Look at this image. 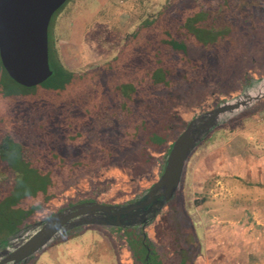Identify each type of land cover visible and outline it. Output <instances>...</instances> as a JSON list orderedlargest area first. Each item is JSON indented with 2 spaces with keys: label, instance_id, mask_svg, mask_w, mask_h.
I'll return each instance as SVG.
<instances>
[{
  "label": "rangeland",
  "instance_id": "obj_1",
  "mask_svg": "<svg viewBox=\"0 0 264 264\" xmlns=\"http://www.w3.org/2000/svg\"><path fill=\"white\" fill-rule=\"evenodd\" d=\"M167 1L66 0L52 15L48 33L64 65L78 73L86 72L84 82L73 83L68 93H45L44 99L38 95L45 90L43 86L23 88L0 76V109L5 110L9 104L18 112L15 116L31 117L46 148L34 166L51 167V186L33 210L20 197L22 187L15 191L13 172L0 168L2 216L7 215V222H12L11 216L17 219L19 212L30 210L16 241L32 232L37 222L71 202H133L158 181L169 148L193 118L219 104L243 99V88L264 91V0H256L253 5L250 0H194L193 4L206 13V28L213 35L216 29L223 33L212 39L208 50L190 47L188 40L193 36L185 29H174L175 41L183 47L171 57L167 46L159 48L147 68L152 72L154 66H160L165 73L159 69L150 76L151 72L141 73L144 65L127 66V61L116 64L113 60L128 38L133 37L144 48H153L155 30L142 25ZM85 11H92V15L83 21L84 36L78 43L69 42L71 22ZM165 20L169 24V19ZM180 58L185 59L181 67ZM109 61L114 65L108 64L102 84L90 71ZM258 79V84L251 83ZM121 85H127V89L121 90ZM251 97L248 105L222 114L207 133L199 136L179 184L164 203L158 207L154 204L155 218L141 232L156 240L162 257L159 264L233 263L243 243L222 231L214 234L215 219L220 222L217 227L227 229L233 226L230 224L245 231L248 226L264 227V187L249 186L237 177L220 178L214 170L217 162L226 161L228 153L252 150L248 147L251 141L245 143L244 132L256 136L252 147H262L258 133L264 132V96ZM6 117L0 113L1 119ZM12 188L14 196L7 198ZM220 198L222 202L217 201ZM4 223L1 218L0 229ZM87 228L65 230L22 264H38L41 252L44 254L39 264L81 259L91 264H139L134 261V252L140 249L134 228ZM85 231L88 233L82 236ZM59 239L63 242L54 244Z\"/></svg>",
  "mask_w": 264,
  "mask_h": 264
},
{
  "label": "trees",
  "instance_id": "obj_2",
  "mask_svg": "<svg viewBox=\"0 0 264 264\" xmlns=\"http://www.w3.org/2000/svg\"><path fill=\"white\" fill-rule=\"evenodd\" d=\"M193 2L194 0H168L158 13L153 15L152 18H149L142 25L145 29L153 31L155 30L154 33L156 37L155 39H153V48H144L143 44L140 43V45H138L134 38L131 37L125 40L124 45L121 47V50L113 61H116V64L118 65L126 61L127 66L133 65L134 63H138V67H140V65H144V72L141 73L150 74L151 70L148 71L147 68H150V61L153 60L152 55H155L156 50L158 51L159 48L162 49L163 46H167V48L170 49L168 51V55L171 57L174 56L173 54H176L175 51L177 49L179 50L183 47V44L175 41V37L173 34L174 29H185L193 36V39L188 40L190 42V47L197 45L203 47L204 50H208L211 47L212 39H215L219 35H223V33L220 30L216 29V32L213 35L212 31L206 28V26L203 24L204 16L206 15V13L202 9H200V5H194ZM255 3H257L256 0H250L249 4L253 5ZM165 19H169V24L168 21ZM150 44L152 46V42H150ZM54 45L55 44L53 42V37L50 36L48 33V60L50 68L52 70V74L44 82L36 86L38 88H41L42 86L45 88V90H40V93L38 94L39 97H43L44 99H46L44 95L53 94V92L64 91L68 93L70 92L69 89L73 83L81 84L85 80L84 76L86 72L78 73L66 67L62 62L61 58L58 56ZM148 49L154 50L148 51ZM180 60L181 61L178 62L180 63L179 67L183 65L185 59L180 58ZM113 63L114 62L109 61L107 62V64L99 65L90 72L94 76H97L98 79H101L102 84H104L105 80L103 78L107 74V66L108 64L110 66H113ZM159 69L164 71L165 73L163 67L154 66L150 76H153V73L156 70L159 71ZM0 76H5L11 82L18 85L12 79L9 78V76L3 69L1 62ZM260 81L261 80L258 79L255 81H251V83L256 82V84H258ZM126 87L127 85H121L119 88L121 90H125L127 89ZM243 89L244 92H241L240 96H243V93H245L246 95L241 100H248V103L253 99L251 95L254 96L255 99L264 96V91L260 88H257V90L256 88L253 90L252 87ZM1 100L2 99H0V101ZM58 103L59 105H63L61 104V102ZM0 110L1 115L3 113L7 115L5 119L0 118V123H2L3 126L0 127L4 128L0 130V168L4 166L6 169L13 172V187L15 191L19 187H22L23 192L20 194V197L24 198L26 200L25 204L28 206V208L33 210L36 206H38L39 203L42 202L41 198L45 196V192L47 191V189L49 190V187L51 186V181L49 178V174L51 173V167H44L40 169L39 167L34 166L35 161L41 155L44 154L46 148L40 140V135L37 132V124L31 119V117L25 116V118L23 117L24 115L15 116L18 112L16 110L13 111L12 107L9 104H7V108L5 110ZM7 110L9 111V113L7 112ZM229 113L230 112H225L223 114L226 115ZM34 115L35 112L32 114V117ZM91 117H93V110L91 111L90 118ZM51 154L54 157V154ZM163 165L164 162L162 166ZM161 169H163V167H161ZM31 173L33 175H31ZM24 188H26L25 191ZM14 189L8 195L7 198L11 197L12 193L14 192ZM143 195H140V197ZM140 197H138V199ZM29 209H22L23 211L19 212L17 219H12L11 216L10 218L12 222H7V215L2 216L3 212L0 211V219H5V223L0 229V259L3 257V254L1 253L2 250H12L11 243L17 242V232L21 230L23 224L22 221L25 217V214H29V212L27 211ZM152 215H154V212ZM152 215L150 216L149 213L145 215V219L142 222L144 226L148 225L154 220V216ZM47 218L41 220L40 222H37L35 224V227L33 228L34 230L30 233L25 234L24 236L22 235V239H26L30 234H32L37 228L41 226L42 223L45 222ZM141 233L143 235L140 234V238H142V240H144L145 242L144 245L140 244V249L137 252L138 256L142 258L144 264H159V262L162 260V257L161 253L158 252L157 247L155 245L156 240L153 241L150 240L149 237L147 238L145 232ZM157 239L159 240V237ZM62 241L63 239H59L56 243ZM29 257L19 262L18 264H22ZM182 263L183 262H181V264Z\"/></svg>",
  "mask_w": 264,
  "mask_h": 264
},
{
  "label": "water",
  "instance_id": "obj_3",
  "mask_svg": "<svg viewBox=\"0 0 264 264\" xmlns=\"http://www.w3.org/2000/svg\"><path fill=\"white\" fill-rule=\"evenodd\" d=\"M66 0H0V62L15 83L23 87H34L44 82L52 70L48 60V26L50 19ZM249 99V97H248ZM248 100L217 105L211 110L193 118L188 126L174 139L166 155L162 174L147 193L129 205L111 210V206L95 201L79 204L70 210L50 215L26 239L11 243L12 250H2L0 264H18L43 248L62 230L68 221L84 213L102 211L104 224L127 225L124 217L145 215L164 203L171 196L172 189L180 182L185 163L195 148L199 136L207 133L218 121L221 114L233 112L247 105ZM81 224V222L76 223Z\"/></svg>",
  "mask_w": 264,
  "mask_h": 264
},
{
  "label": "crops",
  "instance_id": "obj_4",
  "mask_svg": "<svg viewBox=\"0 0 264 264\" xmlns=\"http://www.w3.org/2000/svg\"><path fill=\"white\" fill-rule=\"evenodd\" d=\"M95 2L99 0H94ZM96 6V4H95ZM95 8L93 10L95 11ZM87 11V10H86ZM84 12L87 13L89 16L85 17L84 13L79 14L78 16L74 17L73 21L71 22V27H70V33L68 37V41L72 43H78L80 42L82 36H84V29L82 28V25H84L83 21H87L88 18L92 15L91 12ZM81 23H80V21ZM79 22V26L78 23ZM86 26V25H85ZM264 109V107H263ZM251 133L244 132L243 135L245 139V143L249 142L251 144H245V147L252 148L251 151H249L247 148L243 149L242 152L239 153H234L233 155L228 153L226 161L223 160L222 163L217 162L216 165H214V170L215 172L221 176L220 178H223L226 176L227 178L231 177H237L241 181L247 182L250 184L249 186L253 187H264V142L262 141L264 139V132L258 133L259 137V144L262 146L261 148H254L252 147V143L255 140L254 138L256 136L248 135ZM223 159V158H222ZM218 176V177H219ZM219 182V181H218ZM232 183V182H231ZM254 184V185H251ZM222 198L218 199V202L221 201ZM216 217H214L215 219ZM216 220V219H215ZM214 220V234L217 233L218 231H222L224 235H231L232 238L236 236V240H241L242 241V246L239 248L240 253L238 254V257H234L235 260L233 263L229 264H264V227L262 228H254L252 226L247 227V231L244 230V228L237 227L234 224H230L229 229L225 227H217V224H220V222H215ZM88 232L85 231V233H82L83 235H86ZM206 236L208 234H205ZM234 235V236H233ZM81 236V237H82ZM261 236V237H260ZM230 237V239H231ZM215 235H214V247H217V244L215 242ZM206 241V238H205ZM63 242V241H62ZM61 243V242H59ZM59 243H54V244H59ZM205 243V242H204ZM206 248V247H205ZM218 250V249H217ZM215 250V252H217ZM73 252H77V250H73ZM44 252H41L40 255H38V258L36 259V263L39 264V259L42 257ZM235 252H233V255ZM82 253L78 254V257H81ZM230 258V257H229ZM226 260L228 257L225 258ZM56 262L52 261V264H55ZM56 264H91V262L86 261L85 259H81L80 261H63V263H56ZM92 264H98L95 262H92ZM214 264L215 261H214ZM218 264H224L219 262Z\"/></svg>",
  "mask_w": 264,
  "mask_h": 264
},
{
  "label": "flooded vegetation",
  "instance_id": "obj_5",
  "mask_svg": "<svg viewBox=\"0 0 264 264\" xmlns=\"http://www.w3.org/2000/svg\"><path fill=\"white\" fill-rule=\"evenodd\" d=\"M136 200H138V198L137 199H134V201H136ZM93 201L94 200L84 199V200H79V201H76V202H71L70 204H67L66 206H64L63 208H61L59 211L61 212V211L70 210L71 207H73L75 205H79V204H85L86 205L87 203L93 202ZM130 203H132V202L124 203V204H112V205H110V204H103V205L111 206V210H114L115 208L117 209L118 207H122V206L129 205ZM153 212L154 211H150L149 212V215L151 216L153 214ZM155 215H156V213L154 212V215H152V216H154L153 218H155ZM140 217H141L140 214H138L137 216H135L133 218L132 217H129V218L128 217H124V218H122V221L123 222H125V223L126 222H129L130 223V224H127V225H124V226L123 225L104 224L103 222H101L105 218L104 212H102V211H94V213H92V214L84 213L82 215H79V216H76V217L70 219L68 221V223L63 226V228H65V226H70V224H72L73 226L70 227V228H67L65 230H70V229L72 230V229L78 228L80 226H88L87 229H89L91 227H98V226H108V227H113L114 226V227H117V229L118 228H121V230L124 227H130V229L131 228L132 229L134 228V230H136V233L135 234H136L137 237L135 239V242H139L141 245H144V242L145 241L144 240L139 241V239H138V237H139L140 234L143 235L142 233H140V231L143 230V226H144L142 224L143 221L141 220ZM79 222H81V224H76V223H79ZM65 230H62L60 233H58V235H56V237H53L50 241H52L53 239H55L58 236L62 235ZM134 256H135L134 261L136 260L137 263L144 264L142 258H140L138 256L137 252H134Z\"/></svg>",
  "mask_w": 264,
  "mask_h": 264
}]
</instances>
